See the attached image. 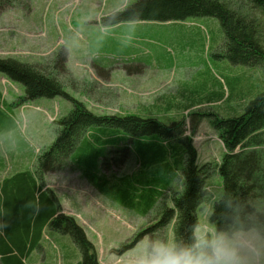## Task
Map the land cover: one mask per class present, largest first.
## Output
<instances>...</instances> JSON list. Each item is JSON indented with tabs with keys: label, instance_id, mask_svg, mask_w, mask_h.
<instances>
[{
	"label": "rangeland",
	"instance_id": "1",
	"mask_svg": "<svg viewBox=\"0 0 264 264\" xmlns=\"http://www.w3.org/2000/svg\"><path fill=\"white\" fill-rule=\"evenodd\" d=\"M136 1L8 0L0 8V57L33 63L56 76L68 94L96 114L153 116L166 124L184 119L197 164L208 163L205 188L222 185L215 166L225 150L210 117H200L193 132L191 124L198 113L220 117L242 113L264 90V71L219 55L223 31L215 17L103 25L104 16ZM223 1L243 4V0ZM200 85L205 90L191 94ZM23 95L21 83L0 73V180L34 169L37 155L55 138L53 121L71 109V102L60 96L22 102ZM137 170L138 163L129 154L120 167L110 166L103 173L110 178ZM150 171L142 168V180L150 177ZM44 182L56 194L62 211L83 228L99 264H128L127 258L145 236L173 233L172 222L162 228L153 226L163 206L171 207L172 197L181 191L179 177L168 185L156 183L155 203L144 214L121 202L113 190L96 189L76 170L48 172ZM207 192L214 195L210 188ZM204 203L196 212L198 223ZM147 228L151 230L132 248L120 253L122 245ZM74 250L79 252L68 234L47 229L39 251L32 252L31 259L36 256L37 262L31 264H69L67 254Z\"/></svg>",
	"mask_w": 264,
	"mask_h": 264
},
{
	"label": "trees",
	"instance_id": "2",
	"mask_svg": "<svg viewBox=\"0 0 264 264\" xmlns=\"http://www.w3.org/2000/svg\"><path fill=\"white\" fill-rule=\"evenodd\" d=\"M6 4L8 0H0V8ZM189 17L217 18L223 31L219 55L233 64L257 66L264 71V0H243L239 6L223 0H137L101 21L103 25H114L138 20L182 21ZM0 73L23 85L22 102L55 96L71 102L69 112L53 121L55 138L37 155L35 168L17 171L0 181V264H26L28 255L39 249L45 228L72 238L80 253V260L73 264H99L83 228L62 211L56 194L46 186L44 175L48 172L76 170L96 189L113 190L121 202L142 214L155 203L156 183L168 185L179 177L181 191L172 197L171 207L163 206L153 227L162 228L172 222L173 232H178L198 223L196 212L205 202L209 168L208 163L197 164V151L192 136L185 134L184 119L166 124L153 116L96 114L68 94L56 76L14 57H0ZM205 87L195 86L191 94ZM203 115L210 117L225 150L215 166L222 185L242 196H264V90L238 115L198 113L191 132ZM129 154L138 163L137 171L120 177L105 176V169L120 167ZM143 167L151 168L150 177L144 180ZM111 178L115 183L109 184ZM150 228L122 245L120 253L132 248ZM67 255L68 262H73L75 253Z\"/></svg>",
	"mask_w": 264,
	"mask_h": 264
},
{
	"label": "clouds",
	"instance_id": "3",
	"mask_svg": "<svg viewBox=\"0 0 264 264\" xmlns=\"http://www.w3.org/2000/svg\"><path fill=\"white\" fill-rule=\"evenodd\" d=\"M209 188L199 223L171 235L145 236L128 264H264V196H242L224 185Z\"/></svg>",
	"mask_w": 264,
	"mask_h": 264
},
{
	"label": "crops",
	"instance_id": "4",
	"mask_svg": "<svg viewBox=\"0 0 264 264\" xmlns=\"http://www.w3.org/2000/svg\"><path fill=\"white\" fill-rule=\"evenodd\" d=\"M203 90H205V88L204 89H201V91L198 89V90H194V92L196 91V92H202ZM192 92H193V90H192ZM196 92L194 93V94H196ZM189 97H190V93H189ZM3 179V178H2ZM1 179V180H2ZM0 180V181H1ZM47 186V185H46ZM48 187V186H47ZM48 228H45L44 230H43V235L46 233V230H47ZM38 251H39V249H37ZM75 252V258H74V260H73V262H68L69 264H73V263H75V262H77V261H79L80 260V253L78 252V251H76V250H74ZM32 252H34V250L32 251ZM32 252L28 255V257L26 258V264H31V263H36L37 262V258H36V256L33 258V259H31V257H32ZM35 253V252H34ZM36 254V253H35Z\"/></svg>",
	"mask_w": 264,
	"mask_h": 264
}]
</instances>
